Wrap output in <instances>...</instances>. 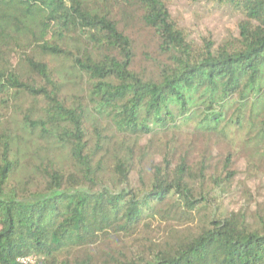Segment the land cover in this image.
I'll return each mask as SVG.
<instances>
[{
	"label": "trees",
	"instance_id": "trees-1",
	"mask_svg": "<svg viewBox=\"0 0 264 264\" xmlns=\"http://www.w3.org/2000/svg\"><path fill=\"white\" fill-rule=\"evenodd\" d=\"M202 1L236 34L168 0H0V264H264V202L225 206L264 190V0Z\"/></svg>",
	"mask_w": 264,
	"mask_h": 264
},
{
	"label": "rangeland",
	"instance_id": "rangeland-1",
	"mask_svg": "<svg viewBox=\"0 0 264 264\" xmlns=\"http://www.w3.org/2000/svg\"><path fill=\"white\" fill-rule=\"evenodd\" d=\"M170 12L174 20L192 37L199 38L212 35L213 39L220 42L230 34H236L238 19L226 12L225 9L215 10L211 5L206 4L205 1L193 4L192 0H168ZM53 32L57 29L53 28ZM134 38H136V54L138 61L142 66H145L144 54L151 53L152 39L138 24L132 25ZM155 57V56H154ZM243 170V168H242ZM245 175L243 176V178ZM248 187L252 191L255 201H248V199L240 192L236 195H229L225 199V206L238 211L243 208L247 202L251 206H259L264 202V190L262 189L261 180L257 178L248 183ZM244 193V192H243Z\"/></svg>",
	"mask_w": 264,
	"mask_h": 264
},
{
	"label": "built area",
	"instance_id": "built-area-1",
	"mask_svg": "<svg viewBox=\"0 0 264 264\" xmlns=\"http://www.w3.org/2000/svg\"><path fill=\"white\" fill-rule=\"evenodd\" d=\"M34 261H35V258L31 256L21 257L17 259L16 264H31V263H34Z\"/></svg>",
	"mask_w": 264,
	"mask_h": 264
}]
</instances>
